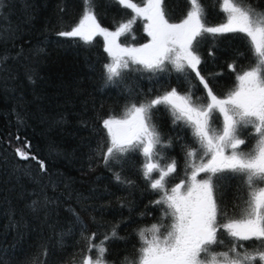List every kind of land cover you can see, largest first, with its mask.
Segmentation results:
<instances>
[{
	"label": "trees",
	"instance_id": "16d2710c",
	"mask_svg": "<svg viewBox=\"0 0 264 264\" xmlns=\"http://www.w3.org/2000/svg\"><path fill=\"white\" fill-rule=\"evenodd\" d=\"M4 2L7 6L0 10V56L11 58L0 67V264H30L32 260L36 264H79L81 224L88 226L89 234L98 233L97 242L119 225L117 232L123 239L109 241L104 258L108 264H121L125 257L138 261V230L160 222L161 206L150 202L161 193L153 192L144 180V157L140 152L128 153L120 163L105 164L101 153L106 150L102 146L107 144L108 135L102 121L110 116L120 118L131 103L154 98L172 88L185 94L191 86L194 99L206 96L203 86L190 69L185 79L171 64L163 73L130 64L121 69V77L109 82L104 65L111 58L104 51L102 36L85 44L79 37L57 35L78 23L83 0ZM94 3L98 23L109 30L134 15L115 0ZM200 3L209 26L226 21L218 0ZM243 3L264 11V0ZM163 6L172 23L180 22L190 9L189 0H163ZM144 22L138 18L119 41L132 46L147 41ZM209 49L215 57L208 55ZM199 51L203 61L199 65L201 74L209 78L214 93L221 97L236 84L235 73L227 67L235 54H246L237 58L238 70L254 63L246 38L240 33L216 38L206 35ZM17 53L21 55L18 57ZM212 73L222 75L213 77ZM154 111V123L162 140H171L172 144L164 149V162H178L177 173L169 179L171 188L185 176L187 149L199 145L191 128L173 124L165 106ZM251 132L248 128L245 135ZM23 141L29 142L30 152L46 163V173L39 171L36 161H24L15 155ZM254 144L255 139L251 138L242 147L248 151ZM117 173L133 183L118 182ZM228 175L232 178L223 182L222 194L228 215L239 217L240 197L246 198L247 189L239 177ZM42 192L52 202L33 211L31 205L42 198ZM164 223L171 221L165 218ZM224 239L227 244L230 238L225 234ZM241 243L248 250L255 244ZM213 250L227 251V246H214ZM95 255L94 250L92 256Z\"/></svg>",
	"mask_w": 264,
	"mask_h": 264
},
{
	"label": "snow or ice",
	"instance_id": "6c2138e0",
	"mask_svg": "<svg viewBox=\"0 0 264 264\" xmlns=\"http://www.w3.org/2000/svg\"><path fill=\"white\" fill-rule=\"evenodd\" d=\"M115 2L134 14L126 22H120L115 31L98 23L94 0H83L79 22L57 35L79 37L85 44H91L97 35L103 36L104 51L111 57V62L104 65L109 82L121 77V69L130 64L154 73L168 71L167 65L171 64L185 79L190 69L206 92V96L194 99L191 86L185 94L172 88L154 98L131 103L120 118L110 116L102 121L108 135L107 144L102 146L106 150L101 153L105 164L120 163L128 153L140 152L144 157L141 168L144 180L153 192L161 193L150 202L161 206L160 222L138 230L139 259L125 257L121 264H264V11L245 6L243 0H218L226 22L209 26L200 0H189L190 9L179 23L169 21L163 0ZM6 6L0 0V10ZM138 18L146 21L144 30L149 42L140 47H121L117 38L129 32ZM227 33L243 34L254 63L238 70L237 58L246 54H235L227 67L235 73L236 84L221 97L214 93L209 78L201 74L199 65L203 61L199 49L206 35L216 38ZM208 55L215 57V52L209 49ZM10 58L0 56V67ZM219 75L222 73L210 74ZM161 105L171 113L173 124L182 123L191 128L199 145L187 149L185 176L171 188L169 179L177 173L178 162L176 159L164 162L167 160L164 149L172 144L171 140L167 143L162 140L154 123V110ZM248 128L252 132L245 135ZM251 138L255 144L245 151L242 146ZM30 148V143L23 141L15 149V155L24 161H36L39 171L46 173V163L32 154ZM153 173L158 176L154 177ZM228 174L239 177L247 189L246 198L240 197L239 217L228 215L222 194L223 182L232 178ZM115 179L124 184L133 183L122 179L119 173ZM41 197L33 201V211L52 202L43 192ZM165 218L171 223L166 225ZM118 227L113 226L97 242L98 233L89 234L88 226L81 224L79 264H108L104 258L109 251L107 243L123 239L118 235ZM225 234L230 238L227 244ZM242 241L255 244L248 250ZM214 246H227V251L215 252Z\"/></svg>",
	"mask_w": 264,
	"mask_h": 264
},
{
	"label": "rangeland",
	"instance_id": "374dc122",
	"mask_svg": "<svg viewBox=\"0 0 264 264\" xmlns=\"http://www.w3.org/2000/svg\"><path fill=\"white\" fill-rule=\"evenodd\" d=\"M80 20V19H79ZM79 22V21H78ZM226 22V21H225ZM224 22V23H225ZM146 23V21L144 22V24ZM179 23V22H178ZM109 30V29H108ZM116 30V28H114V29H111V30H109V31H115ZM103 37V36H102ZM149 37H148V39H147V41H145L144 43H142V44H138V45H134V46H132V45H124V44H122L120 41H119V37L117 38V43L118 44H120L121 45V47H140L141 45H143V44H146V43H148L149 42ZM103 42H104V38H103ZM111 58V57H110Z\"/></svg>",
	"mask_w": 264,
	"mask_h": 264
}]
</instances>
